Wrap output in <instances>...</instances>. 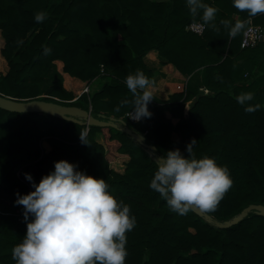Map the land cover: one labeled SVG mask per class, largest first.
Masks as SVG:
<instances>
[{
	"label": "trees",
	"instance_id": "1",
	"mask_svg": "<svg viewBox=\"0 0 264 264\" xmlns=\"http://www.w3.org/2000/svg\"><path fill=\"white\" fill-rule=\"evenodd\" d=\"M205 2L218 12L198 35L187 29L200 17L191 16L185 0H0L1 54L8 64L0 74V94L123 119L158 156L176 148L188 156L186 146L195 139L193 154L227 165L233 181L216 208L206 212L221 222L231 220L249 205H264V41L242 48L249 23L232 37L220 21L234 23L247 13L232 0ZM38 11L46 13L42 22L34 19ZM251 21L264 35V14ZM45 48L51 51L45 54ZM152 51L188 80L167 100L153 97L151 116L136 123L128 117L134 97L124 80L142 69L151 84L155 71L146 57ZM63 73L86 83L88 92L76 99L65 88ZM242 92H252L247 103L260 107L246 112L236 100ZM98 133L106 147L96 141ZM148 152L119 128H87L44 113L0 108V264H15L11 249L26 234L23 206L14 203L16 193L34 190L24 173L38 183L60 159L105 179L109 191L130 206L136 225L127 233L125 264H264V216L251 213L222 229L192 210L170 211L149 187L157 166ZM121 157L129 161L118 172L111 163Z\"/></svg>",
	"mask_w": 264,
	"mask_h": 264
},
{
	"label": "clouds",
	"instance_id": "2",
	"mask_svg": "<svg viewBox=\"0 0 264 264\" xmlns=\"http://www.w3.org/2000/svg\"><path fill=\"white\" fill-rule=\"evenodd\" d=\"M185 2L193 18L199 15V28L214 21L218 12L215 6L205 0ZM232 4L247 13L246 18L234 23L220 21L232 37L244 30L252 17L264 14V0H232ZM34 19L42 22L46 13L38 11ZM44 51L48 54L51 49ZM124 83L134 97L128 117L137 121L150 117L148 104L153 94L143 70L130 72ZM253 96L252 92H242L236 100L246 112H253L260 107L247 103ZM80 138L85 143L82 135ZM196 143L193 139L186 146L188 156L179 148L160 155L149 183L178 215H186L194 207L214 210L233 183L227 165L207 155L197 158L193 154ZM24 175L34 190L16 193L14 203L23 206L26 234L11 249L15 264H125L127 233L135 227L136 218L130 206L109 191L105 179L86 174L65 159L55 161L54 169L38 183L30 173Z\"/></svg>",
	"mask_w": 264,
	"mask_h": 264
},
{
	"label": "water",
	"instance_id": "3",
	"mask_svg": "<svg viewBox=\"0 0 264 264\" xmlns=\"http://www.w3.org/2000/svg\"><path fill=\"white\" fill-rule=\"evenodd\" d=\"M263 41V38H262ZM0 108L9 112L28 114V113H44L62 120L74 122L80 125H86L89 127H111L119 128L124 133L129 135L133 140L144 146L150 154L154 157V160H158L159 156L155 153L156 147L145 143V136L134 131L128 127L127 123L123 119H117L114 117L106 118L101 115L95 117L91 111H87L75 106H65L59 103L32 99V100H17L10 97H6L0 94ZM120 124L123 126L120 128ZM195 214L204 218L207 223L216 226L217 228H230L242 222L251 213H255L264 216V205L252 204L246 207L240 214L233 217L231 220L224 222L214 219L205 210L199 208L191 209Z\"/></svg>",
	"mask_w": 264,
	"mask_h": 264
},
{
	"label": "crops",
	"instance_id": "4",
	"mask_svg": "<svg viewBox=\"0 0 264 264\" xmlns=\"http://www.w3.org/2000/svg\"><path fill=\"white\" fill-rule=\"evenodd\" d=\"M264 41V36H263ZM262 41V42H263ZM5 42L2 39L0 34V74H6L8 70V64L6 60L3 58L1 54V50L4 47ZM146 63L152 70L155 71V81L149 86V89L152 91L154 97L162 100H167L170 95L178 92L176 89L179 90V87L183 86L187 83V78L183 76L173 65L164 64L162 58H160L157 51L150 52L146 57ZM62 64L61 62H57L59 71L62 72V68H59V65ZM64 77V86L67 90L71 91L75 96L76 99L80 97L82 94L85 93L86 89H88V85L78 79L72 78L68 74L63 73ZM179 81L175 86L173 85V81ZM201 91L204 93L208 90L202 88ZM209 92V91H208ZM96 141L105 146V138L104 135L101 133L97 134ZM44 147L47 151L52 150V146L49 143H45ZM129 161L127 157L118 158L116 161L111 163V168L118 172H123L125 170V165Z\"/></svg>",
	"mask_w": 264,
	"mask_h": 264
},
{
	"label": "built area",
	"instance_id": "5",
	"mask_svg": "<svg viewBox=\"0 0 264 264\" xmlns=\"http://www.w3.org/2000/svg\"><path fill=\"white\" fill-rule=\"evenodd\" d=\"M199 23L200 22H193L188 26L187 29L198 35H202L206 30V26H204L201 29L198 27ZM263 36H264L263 29L261 28V26L255 25L252 21H250V23L248 24V27L246 28L244 32L241 47L242 48H255L259 44V42L262 40ZM185 86L186 84L179 87V90L183 91ZM86 91L88 92V89H86ZM208 93H209L208 91L205 92V94H208ZM130 120L137 123L141 119L137 121V120L130 118Z\"/></svg>",
	"mask_w": 264,
	"mask_h": 264
},
{
	"label": "rangeland",
	"instance_id": "6",
	"mask_svg": "<svg viewBox=\"0 0 264 264\" xmlns=\"http://www.w3.org/2000/svg\"><path fill=\"white\" fill-rule=\"evenodd\" d=\"M0 59H1V55H0ZM62 66H63V64H60V65H59V68H62ZM156 78H157V77H156ZM156 78H155V79H156ZM185 78H186V77H185ZM155 79L153 78L151 84L155 81ZM177 82H179V81L176 80V81H173L172 83H173V85L175 86V84H177ZM151 84H150V85H151ZM150 85H149V86H150ZM150 91H151V90H150ZM176 91L181 92V90H178V89H176ZM151 92H152V91H151ZM85 93H87V91H85ZM153 97H154V95H153ZM148 153L150 154V152H148ZM150 155H151V154H150Z\"/></svg>",
	"mask_w": 264,
	"mask_h": 264
}]
</instances>
